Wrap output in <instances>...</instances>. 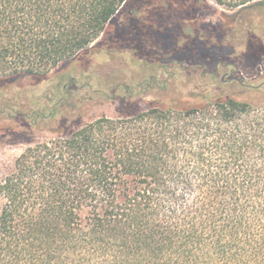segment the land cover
I'll return each instance as SVG.
<instances>
[{
	"label": "trees",
	"instance_id": "obj_1",
	"mask_svg": "<svg viewBox=\"0 0 264 264\" xmlns=\"http://www.w3.org/2000/svg\"><path fill=\"white\" fill-rule=\"evenodd\" d=\"M172 1L0 0V114L52 133L0 179V264H264V80L209 56L184 66L158 43L122 114L70 113L94 85L69 74L31 111L7 97L200 10ZM229 2L264 16V0Z\"/></svg>",
	"mask_w": 264,
	"mask_h": 264
},
{
	"label": "rangeland",
	"instance_id": "obj_2",
	"mask_svg": "<svg viewBox=\"0 0 264 264\" xmlns=\"http://www.w3.org/2000/svg\"><path fill=\"white\" fill-rule=\"evenodd\" d=\"M194 2L195 0L171 2V5L177 8L192 4L200 10L181 15L178 20L179 27L175 23L176 26L168 33L169 36L165 37L156 26L153 28L145 26L152 32L146 34V38L141 39L137 33L132 37L134 40L118 44L117 49L107 54L97 55L94 63L91 64L83 57L70 64L64 62L58 67L64 68L63 71L61 69L58 72V68L50 71L49 74L54 75L53 79L26 77L18 85L5 88V91L8 89L7 97H13L12 102L17 105L15 107L24 112L31 111L40 104L42 97L48 92H55V86L60 78L69 74L83 79L89 77L94 85L82 86L73 91L74 96L84 100V103L80 107L70 104L72 106H68L70 113L79 114L84 122L101 115L122 114L124 110L121 95H124V87L128 84H137L151 74L152 70L146 65L152 61L155 50L159 49L158 43L165 50L178 51V59L184 66L202 63L204 57L209 56L214 60L233 62L239 67L240 75L246 80H264V16H260L257 12L238 13L239 7L232 6L229 0L223 2L207 0L204 7L198 6L199 3L195 5ZM195 37L200 43L193 46ZM99 87L104 93L113 91L117 98L113 99L98 93ZM111 87L113 90L110 89ZM57 90L61 93L59 88ZM88 98L92 99L89 101ZM147 99L145 98L140 104V109L149 106ZM52 105L53 102L49 107ZM10 114L13 115L10 110L0 114V179L9 172L15 159L24 149L52 135L48 129L32 127L22 118H11Z\"/></svg>",
	"mask_w": 264,
	"mask_h": 264
}]
</instances>
